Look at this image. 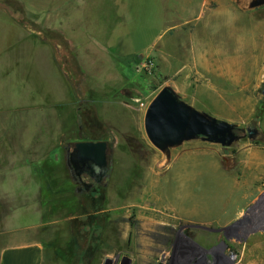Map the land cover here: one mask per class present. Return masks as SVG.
<instances>
[{"label":"rangeland","instance_id":"374dc122","mask_svg":"<svg viewBox=\"0 0 264 264\" xmlns=\"http://www.w3.org/2000/svg\"><path fill=\"white\" fill-rule=\"evenodd\" d=\"M201 2L0 0V62L46 46L72 91L66 154L92 138L110 147L99 195L77 193L69 178L40 228L49 264H264V0ZM130 55L140 61L127 69ZM32 57L18 74L36 102L2 115L27 116L29 130L56 85ZM164 87L233 124L234 142L154 147L144 120Z\"/></svg>","mask_w":264,"mask_h":264},{"label":"crops","instance_id":"0c3cea01","mask_svg":"<svg viewBox=\"0 0 264 264\" xmlns=\"http://www.w3.org/2000/svg\"><path fill=\"white\" fill-rule=\"evenodd\" d=\"M207 3L202 0L201 11ZM30 53L41 61L40 68L48 65L46 72L56 82L55 96L36 104L38 128L31 130L27 116L2 117L4 112H27L36 102L27 76L19 75V68L30 64ZM16 54L22 57L0 62V264H49L50 251L40 228L50 225L52 214L59 212L61 190L71 178L65 143L66 105L73 95L50 48L20 49Z\"/></svg>","mask_w":264,"mask_h":264},{"label":"water","instance_id":"95a60500","mask_svg":"<svg viewBox=\"0 0 264 264\" xmlns=\"http://www.w3.org/2000/svg\"><path fill=\"white\" fill-rule=\"evenodd\" d=\"M262 94L264 96V88ZM144 127L151 144L161 150L198 137L221 146L230 145L236 138L233 124L208 117L191 108L167 87L161 89L150 103ZM247 132L252 140L259 135L254 126H249ZM109 154V143L104 140L79 141L68 145L66 164L72 179L79 184L83 174H88L97 183L108 178ZM85 187L89 190L91 185ZM81 192V188H77V193ZM104 264H112V260L106 259Z\"/></svg>","mask_w":264,"mask_h":264},{"label":"trees","instance_id":"16d2710c","mask_svg":"<svg viewBox=\"0 0 264 264\" xmlns=\"http://www.w3.org/2000/svg\"><path fill=\"white\" fill-rule=\"evenodd\" d=\"M120 61H121V63H122L127 69H129L133 63H138L140 60H139L138 55H130V56H127V57L121 58ZM68 78H70V77L68 76ZM70 79H71V78H70ZM71 80H72V79H71ZM100 140H102V139H99V138H97V139L92 138V139H91V141H100ZM98 195H99V190H98V188H95V189L91 192V196L94 197V198H96ZM86 229H87L88 231L91 230L90 227H86Z\"/></svg>","mask_w":264,"mask_h":264},{"label":"flooded vegetation","instance_id":"af4514ba","mask_svg":"<svg viewBox=\"0 0 264 264\" xmlns=\"http://www.w3.org/2000/svg\"><path fill=\"white\" fill-rule=\"evenodd\" d=\"M109 163H110V154H109ZM105 179L106 178H104L100 183H97L95 179L91 178L88 174H83L80 183L77 184L78 185L77 188L79 187L81 188L82 191L81 193H89L92 192L95 188H97V186H100ZM85 185H91V188L89 190H86Z\"/></svg>","mask_w":264,"mask_h":264}]
</instances>
